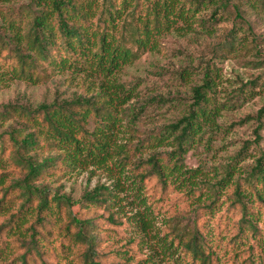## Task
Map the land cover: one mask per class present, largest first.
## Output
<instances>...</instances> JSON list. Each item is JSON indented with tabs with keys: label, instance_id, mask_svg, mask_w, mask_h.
Returning <instances> with one entry per match:
<instances>
[{
	"label": "trees",
	"instance_id": "obj_1",
	"mask_svg": "<svg viewBox=\"0 0 264 264\" xmlns=\"http://www.w3.org/2000/svg\"><path fill=\"white\" fill-rule=\"evenodd\" d=\"M205 2L215 4L209 19L202 21L207 31L214 32L213 27L223 20L233 18L235 22L222 48L228 52L256 51L260 58L247 16L255 13L264 17V0H28L18 9L0 7V69L6 68L11 79L31 84L47 83L67 71L112 78L144 53L156 50L163 33L175 28L179 19L187 21L186 15L192 9L198 12ZM186 3L191 7L184 14ZM238 30L245 36L238 37ZM248 35L251 42H247ZM256 65L264 66V60ZM186 71L181 69L176 75L185 80L190 76L184 74ZM110 80L105 93L98 96L105 98L102 105L98 97L79 96L37 108L8 104L0 111V128L15 121L0 133V264H105L98 253L97 221L106 218L114 227L124 225V204L119 197L123 191L118 189L121 183L87 189L75 212L62 189H52L46 180L68 169L66 165L111 170L108 163L114 160L116 149L117 112L113 108L132 101L135 87ZM217 82V71L207 65L202 85L192 88L193 103L187 113L141 142L142 147L166 145L172 151L166 159L153 155L146 163L151 165L149 173L134 181L140 204L129 219L143 232L152 228L154 211L142 194H147V178L156 177L164 188L174 176H185L191 182L202 179L200 189L206 193L193 202L192 217L185 227L180 228L178 221L167 233L178 258L174 264H221L228 260L232 264H264V152L250 170H240L238 163L247 157L250 146V142L245 143L214 182L204 179L200 169L185 167L188 152L202 143L207 132L211 139L220 131L222 111L242 105L243 95L231 104L217 103ZM253 92L249 91L251 97ZM180 102L181 97H152L147 106H176ZM145 108H138L133 122ZM90 119L97 122L94 131L87 128ZM251 120L258 124L254 142L259 146L264 108L239 123ZM115 164L125 171V166ZM239 170L243 174L234 180ZM12 172L18 177L8 183ZM228 188L231 204L224 207L226 202L219 205L221 190ZM237 213L240 219L234 223ZM252 240L256 242L253 245Z\"/></svg>",
	"mask_w": 264,
	"mask_h": 264
},
{
	"label": "rangeland",
	"instance_id": "obj_2",
	"mask_svg": "<svg viewBox=\"0 0 264 264\" xmlns=\"http://www.w3.org/2000/svg\"><path fill=\"white\" fill-rule=\"evenodd\" d=\"M27 2L28 0H14L10 4L0 3V7L18 9ZM214 6V3L205 2L198 12L192 9L186 15L187 21L179 19L175 28L162 34L156 50L144 53L139 60L126 65L112 78L89 72L67 71L57 74L47 83L31 84L27 81L11 79L6 68L0 69V111H3L4 106L8 104L25 103L37 108L41 104L70 101L79 96L98 97L105 93L104 89L110 84L109 79H112L110 80L112 82L118 81L127 88L135 87L132 101L116 109L113 108L117 112L113 136L116 149H114V160L108 163L111 170L93 166L81 169L66 165L68 169L63 168L54 177L46 180L52 189H62L61 193L71 200L75 212H78L81 197L87 189L92 190L102 184L113 187L115 183H121L118 189L123 191L119 193V197L124 204V225L114 227L106 218H99L97 221L98 253L105 264H174L178 260L177 255L174 254L175 250L171 248L172 240L167 238V233L178 221L180 228L185 227L192 217L193 202L199 200L201 193H206L204 189H200L202 179L191 182L186 181L185 176H174L168 187L164 188L156 177L147 178V194H142L146 195L149 207L154 211L153 225L148 232H143L129 219L138 211L140 204L136 201L137 193L136 190L134 191L133 183L139 180V175L149 173L151 165L146 163L153 155L166 159L167 154L172 151V148L166 145L149 148L148 144H145V147H142L141 142L187 113L193 103L192 88L202 85L207 65L218 73L215 87L217 103L231 104L240 95H243L244 99H241L242 105L238 108L222 111L218 119L221 128L212 136L213 138L209 139L211 134L208 131L202 143L188 152L185 159L186 169H200L204 179L214 182L245 143L250 142V146L247 157L238 163L240 170H250L256 165V159L261 151L264 152V127L260 130L262 141L257 146L254 142L257 121L239 123L247 116H256L264 108V66L256 65L264 60V17L255 13H249L247 16L257 37L260 58L256 56V51L252 50L228 52L222 46L229 32L235 27L233 18L217 23L213 27L214 32L203 28L202 21L209 19L215 10ZM189 7L191 4L186 3L184 14ZM237 36L244 37L245 32L238 30ZM251 39L248 35L247 42H251ZM181 69H188L184 74L190 73L185 80L179 79L176 75ZM3 74L5 75L2 76ZM251 89L254 90L252 97L249 95ZM152 97L165 99L181 97L183 102L176 106L173 104L147 106ZM97 99L100 105L105 101V98ZM173 103L177 101L174 100ZM144 105L146 108L140 112L139 119L133 122V114ZM9 125H15V121L4 123L0 133L6 131ZM96 127V120L90 119L87 128L94 131ZM5 139L8 142V137ZM123 151L125 152L122 153ZM115 163L125 166V171L122 173L123 169ZM240 170L234 180L243 174ZM11 175L8 183L10 179L18 177L13 172ZM230 188L221 190L223 194L219 205L226 202L224 207H229L231 204ZM219 219L220 216H217V221ZM239 219L240 214L237 213L233 222L237 223ZM221 223L224 228L225 217ZM255 243L253 240L250 241L251 245ZM229 257H233L231 250ZM221 264H232V261L228 260L226 263L222 261Z\"/></svg>",
	"mask_w": 264,
	"mask_h": 264
}]
</instances>
